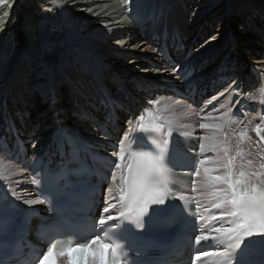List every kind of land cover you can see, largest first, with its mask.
I'll use <instances>...</instances> for the list:
<instances>
[{
  "label": "bare ground",
  "instance_id": "bare-ground-1",
  "mask_svg": "<svg viewBox=\"0 0 264 264\" xmlns=\"http://www.w3.org/2000/svg\"><path fill=\"white\" fill-rule=\"evenodd\" d=\"M125 1H28L31 6L18 15L22 21L32 13L39 26H30L31 30L23 35L35 48L41 42V50L23 64L21 51L14 50L18 54L12 58L15 37L22 38L27 22H23L25 27L19 24L18 31L9 30L0 40V138L11 147L17 135L23 146L29 147L26 152L34 161L51 150L49 135L58 126L77 130L102 146L99 139H109L105 136L117 142L122 120L125 118L124 126H129L131 120L141 116L138 113L142 107L160 114L169 110L188 122L186 126L172 124L175 128L199 136L205 145L200 156L209 152V163L200 166L199 174L205 173V167L211 171L206 185L195 190V200L220 197L206 202L213 205L227 194V183L223 186L211 177L215 169H220V176H227L222 150L231 146L224 140L233 125L229 113L241 95L259 97L260 86L250 68L264 78V0H191L193 4L190 0ZM124 4L127 12L132 8L128 12L135 15L132 21L119 16L118 9ZM16 8L10 12L11 17ZM79 16L88 17L89 22L81 24ZM138 38L141 42H136ZM37 54L42 57L41 65L36 62ZM171 62L176 63L174 69ZM35 66L41 68L36 71ZM185 67L193 72L187 81L182 80L187 73ZM191 79L197 91L204 92L202 104L189 103L186 111H181L187 100L173 97L168 87L180 91ZM225 79L230 81L221 88ZM253 84L257 88L249 90ZM233 87L238 91L235 101ZM214 102V108L207 110ZM55 110L60 113L54 115ZM250 123L256 121L235 122ZM202 124L210 127L201 128ZM34 128L36 136L32 139ZM123 143L124 139L118 141L119 145ZM254 151L252 147L251 153ZM198 179L199 175L194 186ZM0 182L10 190L8 195L14 196L16 205H27L42 213L39 201L24 203L28 199L37 201L29 189L28 171L1 154ZM113 192L111 184L104 191L106 199Z\"/></svg>",
  "mask_w": 264,
  "mask_h": 264
},
{
  "label": "snow or ice",
  "instance_id": "snow-or-ice-1",
  "mask_svg": "<svg viewBox=\"0 0 264 264\" xmlns=\"http://www.w3.org/2000/svg\"><path fill=\"white\" fill-rule=\"evenodd\" d=\"M210 127L209 125L202 124L201 128ZM200 149L203 150L205 145L200 144ZM123 150L121 149L120 159L123 160ZM140 164L137 167V171L133 176L130 187L129 195L125 197L127 201V214H131V217L136 220L143 218L149 211V208L154 204H163L165 197L172 195L165 188L161 186L162 178L164 174V167L161 163L160 157H152L148 155H140L138 157ZM209 162L207 160H201V165H206ZM195 171V169H194ZM211 171L208 167L204 168V172L207 174ZM198 176L199 171H195ZM255 173L246 174L240 173V179L236 180L230 176H212L211 180L227 183L231 189V199L225 200L226 204H231L235 210L228 212V215L234 217L232 221L234 227L232 228H220L214 229L216 233L222 235H233L239 238L252 237L254 235L264 236V180H261L259 176H256L257 184L259 187L249 186L252 181V177ZM238 188L240 189L238 191ZM181 202H187L188 197L184 194L175 196ZM36 200H25L26 204H35ZM42 202V201H40ZM219 207V205H217ZM126 213L121 212V217ZM119 217L109 215L107 220L101 219L100 225H104L107 221L116 220ZM217 219H224V217H218ZM215 239L207 235H199L195 237L196 244L199 246L204 242ZM98 246V247H97ZM235 247H240L238 240ZM197 255L195 257L198 264H203V258L216 255L215 252L195 250ZM116 248L110 244L102 242L98 235L93 239L90 244H80L78 246H67L57 248V245L53 244L48 248L47 252L43 254V258L40 264H55L52 260L54 256L63 255L69 258V264H116L115 260L109 259V256H114Z\"/></svg>",
  "mask_w": 264,
  "mask_h": 264
},
{
  "label": "rangeland",
  "instance_id": "rangeland-1",
  "mask_svg": "<svg viewBox=\"0 0 264 264\" xmlns=\"http://www.w3.org/2000/svg\"><path fill=\"white\" fill-rule=\"evenodd\" d=\"M2 1V0H1ZM29 0H4V2L2 3V4H0V20L2 21V23L0 24V40L2 39V37H3V35L4 36H6L7 34H8V31L9 30H12V31H18V29L20 28V25L19 24H21V27L23 26V22H25V24H26V22H27V25H26V27L25 26H23V27H25L24 28V30L22 31V35H23V33L24 32H29L28 30H31V27H32V25L33 26H39V22H37V18H35L36 16H34L32 13H30V14H28V15H30V16H28V18L27 17H25V19L27 20H22L21 21V18L19 17V15L21 14L20 13V11H22L23 9H26L27 7L29 8V6H31V4H29V2H28ZM142 1V0H141ZM184 3H187L188 2V0H182ZM125 2H127V0L125 1ZM190 2H192L191 0H190ZM1 3V2H0ZM6 3V4H5ZM194 3V1L192 2V4ZM4 4V5H3ZM142 4V3H141ZM141 4L139 5V6H141ZM64 5H66V1L65 2H63L62 3V7L64 6ZM125 5V6H124ZM122 7L123 8H121V10H120V7H119V9H118V13H120L119 14V16H123V18L125 19V17H127V20L129 19V21H132L133 19H134V16L135 15H129L128 14V12L132 9L131 7H129V8H131L128 12H127V8H128V6L126 5V4H124ZM14 6H16L17 8L15 9V14L13 15V17H11V13H12V11H13V9H14ZM92 9H94V7H92ZM126 9V10H125ZM135 10V9H134ZM11 12V13H10ZM81 13H82V11H80ZM19 14V15H18ZM127 14H128V16H127ZM18 15V16H17ZM80 15V14H79ZM73 16H74V18H76V16H77V14H73ZM236 16H240V15H236ZM78 20H80L81 21V24H83V23H88L89 21H86V19L88 20V17L87 18H80V16L77 18ZM76 19V20H77ZM29 20V21H28ZM77 20V21H78ZM0 21V22H1ZM92 23V22H91ZM84 25V24H83ZM31 26V27H30ZM2 28V29H1ZM4 28V29H3ZM23 29V28H22ZM36 29H38V28H36ZM2 30V31H1ZM38 35V34H37ZM14 37H15V35H14ZM27 37V35H23L22 36V38L20 39L19 37H15L16 38V41L14 42V44L12 45V48H13V53L16 51V50H18V52L19 51H21V57H22V60L20 59V62L23 64L25 61H28V59L29 58H31V57H33L34 55H35V53L36 52H40V50H41V42H38L37 43V47L35 48V47H33V45L31 44V43H29L28 41V38H26ZM22 39H24L23 41H22ZM141 42V40L138 38V41H136V42ZM135 42V43H136ZM22 43H24V45L25 46H23V44ZM33 47V48H32ZM15 50V51H14ZM18 52H15V55H12V58L14 59L17 55L16 54H18ZM12 53V54H13ZM11 54V53H10ZM38 55V54H37ZM37 57V60H36V62L37 63H39L40 65L43 63L42 62V57L40 56V55H38V56H36ZM41 58V59H40ZM25 60V61H24ZM24 61V62H23ZM39 66V65H38ZM38 66L36 67L35 66V69H36V71H38V69H40V68H38ZM171 68H173L174 69V67L175 66H170ZM25 75V74H24ZM229 83V82H228ZM225 85V84H224ZM223 85V86H224ZM227 85V84H226ZM221 88H222V86H221ZM221 88H219V89H221ZM219 89H217L218 91H219ZM165 93H167V92H165ZM188 104H184L183 105V107L180 109L181 111H186V109L188 108V106H187ZM202 107V106H201ZM177 108L178 107H176L175 109H173V110H177ZM159 112V111H158ZM172 111H170L169 112V110L168 111H166V112H163V113H161V115L169 122V123H171V124H188V122H187V120H181V116L180 115H175V114H172L171 113ZM160 113V112H159ZM173 113H175L174 111H173ZM205 113H207V112H205ZM194 114H196V111L195 112H193V115L192 116H194ZM125 121V119H123V121H122V123ZM187 122V123H186ZM37 127V126H36ZM36 128H34V130H33V133H32V139H34V137L36 136V130H35ZM99 141H102V142H105L104 140H102V139H99ZM98 142V141H97ZM28 147V146H27ZM29 148V147H28ZM209 147H206L205 149H208ZM216 149V148H215ZM201 151H203V150H201ZM217 152V150H215V153ZM204 155H209V152L208 153H206V154H204ZM213 175L214 176H216V175H219L220 176V169H215V171H214V173H213ZM206 180H208V177H207V174L206 173H200L199 174V179H198V184H197V186H194V189L195 190H197L199 187H202V186H205L206 185ZM222 183V185L223 186H225V183L224 182H221ZM219 198L220 197H216L215 195H213V196H211V197H209L208 199H201L202 200V203H205L206 204V202L210 199V200H212L213 199V201H218L219 200ZM209 203V202H208ZM210 204V203H209Z\"/></svg>",
  "mask_w": 264,
  "mask_h": 264
}]
</instances>
